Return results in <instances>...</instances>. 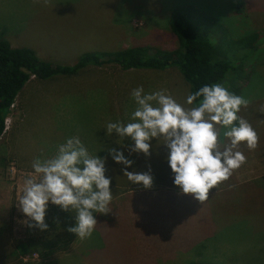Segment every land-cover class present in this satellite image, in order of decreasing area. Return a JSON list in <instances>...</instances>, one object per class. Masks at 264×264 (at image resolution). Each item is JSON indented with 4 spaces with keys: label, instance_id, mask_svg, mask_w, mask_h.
I'll return each instance as SVG.
<instances>
[{
    "label": "rangeland",
    "instance_id": "rangeland-1",
    "mask_svg": "<svg viewBox=\"0 0 264 264\" xmlns=\"http://www.w3.org/2000/svg\"><path fill=\"white\" fill-rule=\"evenodd\" d=\"M183 7L192 9L187 22L214 44H221L225 56L239 66L222 85L250 101L238 115L253 127L259 142L251 151L245 144L239 146L246 162L233 173L264 174V112L260 111L264 106V40H257L253 50L243 53L228 44L254 33L264 38V0H0V39L13 49H31L54 66H72L85 53L129 47H149L153 54L155 49H177L169 18L173 10ZM71 12L73 21L66 16ZM208 20L227 34L207 32L214 28ZM139 86L145 93L166 89L184 107H194L186 104L189 85L176 68L124 72L110 64L88 67L75 77L32 78L25 85L0 138V264H75L76 259L88 262L93 254L94 233L81 240L64 226L55 224L53 231L48 214L46 231L29 228L22 223L28 218L18 208L24 181L39 179L32 168L34 159L53 158L58 146L73 136H79L90 154L98 149L101 157H106L101 153L109 148H125L128 159L134 161L129 172L151 168L153 183L145 189L125 178L116 181L108 173L113 167L105 164L110 190L143 191L112 199L109 212L98 213L94 231L107 249L115 251L107 257L128 264H153L156 258L167 263L178 257L180 264H264V190L241 193L235 189L226 194L220 184L200 205L174 185L163 141L151 140L146 157L130 154L131 138L108 135L109 122H132L136 104L131 91ZM218 143L221 149L227 143L223 129ZM170 189L177 192H167ZM60 211L70 226L71 213ZM120 214L132 222L116 220ZM102 224H107L105 231L99 230ZM54 238L60 245L53 246Z\"/></svg>",
    "mask_w": 264,
    "mask_h": 264
},
{
    "label": "clouds",
    "instance_id": "clouds-1",
    "mask_svg": "<svg viewBox=\"0 0 264 264\" xmlns=\"http://www.w3.org/2000/svg\"><path fill=\"white\" fill-rule=\"evenodd\" d=\"M131 97L136 104L132 122H109L108 135L115 133L123 140L131 138L134 144L130 154L143 153L146 157L150 156L152 139L159 144L163 141L174 185L200 205L209 199L210 190L229 180L234 170L246 162L239 146L245 144L250 151L258 146L256 131L238 115L241 107L247 108L250 101L230 93L220 83L205 85L188 94L187 105L199 100L196 106L188 108L167 94L166 89L145 93L143 86H139L131 91ZM260 111L264 112V106ZM221 129L227 141L222 149L218 143ZM107 152L116 164L124 166L121 171L131 184L151 188L150 167L145 172H129L133 160L115 148ZM105 163L106 158L89 153L79 136L59 145L53 158L34 159L32 168L39 179L24 181L18 208L28 219L22 223L46 231L45 214L51 202L62 211L75 210V226L68 228V232L81 240L91 238L97 226L93 212L107 214L113 198Z\"/></svg>",
    "mask_w": 264,
    "mask_h": 264
},
{
    "label": "trees",
    "instance_id": "trees-1",
    "mask_svg": "<svg viewBox=\"0 0 264 264\" xmlns=\"http://www.w3.org/2000/svg\"><path fill=\"white\" fill-rule=\"evenodd\" d=\"M191 11V7H183L170 14V30L178 42L175 50L155 49L150 54L149 47H129L115 52H89L83 54L72 66H54L40 60L31 49H13L6 40L0 39V138L5 132L7 115L15 99L32 78L45 81L54 77H75L88 67L100 68L113 64L124 72L176 68L189 85V94H194L205 85H222L227 75L236 73V67L239 66L225 56L221 44H214L205 33L187 22L185 17ZM209 20L214 28H207V32L220 33L221 36L227 34L226 30L221 31L220 27L214 26ZM260 39L264 40L254 33L239 40L228 41V44L243 53L253 50L254 44ZM198 103L199 100L194 101L193 105Z\"/></svg>",
    "mask_w": 264,
    "mask_h": 264
},
{
    "label": "crops",
    "instance_id": "crops-1",
    "mask_svg": "<svg viewBox=\"0 0 264 264\" xmlns=\"http://www.w3.org/2000/svg\"><path fill=\"white\" fill-rule=\"evenodd\" d=\"M73 12H71V14H66L67 19L69 21H73L75 20L74 15L72 14ZM71 18V19H70ZM78 43V42H76ZM81 45V44H80ZM11 46V45H10ZM36 54V53H35ZM37 56V55H36ZM38 57V56H37ZM106 98V97H105ZM153 140V139H152ZM127 142H122V145L126 144ZM157 143V142H154ZM121 145V146H122ZM241 150V148H240ZM125 148L121 149V152H123L124 156L126 158H129V155H126V153L124 152ZM103 155H105L106 157H101L100 156V151L98 149L95 150V152H91V155L96 156L98 155L101 158H106V165L108 167H113L111 169L110 172H108L110 175L112 174L113 178L117 181L118 179H127V177L123 176V172L121 171V169L124 167L123 165L120 164H115L113 163V159L111 158V156L107 153H101ZM261 181L264 182V174L261 175H245V174H239V173H233L232 176L229 178V180L225 181L222 183L221 185V192L224 193L229 192V191H234L235 189H240L242 192L241 193H248V192H259L262 190H264V184L261 185ZM244 190V191H243ZM113 194V198L112 199H117L118 197H126L128 194H138V193H142L143 191H138V190H130V191H123V190H110ZM172 191L177 192L175 189H170L167 190V192L171 193ZM241 193H237L235 195H237V197H239L241 195ZM130 204V202H128ZM137 204V203H136ZM125 205V204H124ZM60 207L57 205L52 204L51 202H49V204L47 205V211L46 214H48L49 217V222L52 225V230L54 228H56L55 224L58 225V227L60 226H64L65 228H70V227H74L75 226V222L73 223V219L75 217V212H68L71 213V218H72V223L70 226H68L67 224L64 223V217L61 216V211H60ZM129 214V213H128ZM98 213L94 214L93 216L94 218L98 221ZM119 218H116V220H123L125 221L127 219L128 222H132V220L127 217L125 214H120ZM129 216V215H128ZM45 220H48V218ZM48 222V223H49ZM128 223V224H130ZM47 224V222H46ZM107 229V224H102L100 226L99 230H103L105 231ZM54 231V230H53ZM93 233L97 236V242L93 245L92 247V251L89 257H88V262L86 259H76L75 264H128V262L126 261H119L110 257H107V254H115V251H112L110 248H106V245L103 243V241L99 238L98 234L93 230ZM60 241H57L56 238L53 239V246L59 244ZM72 244V242L69 244V246ZM76 253L80 254L79 249L76 250ZM175 257V256H174ZM178 259V260H177ZM179 257L178 258H174L173 260H171L170 262H163V260H160L159 258L153 259L151 260V262H153V264H180L179 262ZM124 262V263H123Z\"/></svg>",
    "mask_w": 264,
    "mask_h": 264
},
{
    "label": "built area",
    "instance_id": "built-area-1",
    "mask_svg": "<svg viewBox=\"0 0 264 264\" xmlns=\"http://www.w3.org/2000/svg\"><path fill=\"white\" fill-rule=\"evenodd\" d=\"M7 120V119H6ZM5 125H6V122H5ZM5 129H6V127H5Z\"/></svg>",
    "mask_w": 264,
    "mask_h": 264
},
{
    "label": "bare ground",
    "instance_id": "bare-ground-1",
    "mask_svg": "<svg viewBox=\"0 0 264 264\" xmlns=\"http://www.w3.org/2000/svg\"><path fill=\"white\" fill-rule=\"evenodd\" d=\"M7 122V121H6Z\"/></svg>",
    "mask_w": 264,
    "mask_h": 264
}]
</instances>
